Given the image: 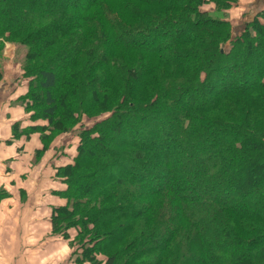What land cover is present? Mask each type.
Segmentation results:
<instances>
[{
	"label": "trees",
	"instance_id": "16d2710c",
	"mask_svg": "<svg viewBox=\"0 0 264 264\" xmlns=\"http://www.w3.org/2000/svg\"><path fill=\"white\" fill-rule=\"evenodd\" d=\"M235 2L0 0V37L28 45L36 80L13 137L40 132L39 160L55 136L43 130L107 114L56 169L52 230L74 262L264 264V63L250 64L264 60V10L232 37L202 7ZM108 128L120 143L107 147Z\"/></svg>",
	"mask_w": 264,
	"mask_h": 264
},
{
	"label": "crops",
	"instance_id": "0c3cea01",
	"mask_svg": "<svg viewBox=\"0 0 264 264\" xmlns=\"http://www.w3.org/2000/svg\"><path fill=\"white\" fill-rule=\"evenodd\" d=\"M258 1L236 0L226 20L242 27L252 9L254 14L264 10V0ZM4 88L0 87V264H86L74 262L68 241L52 230V208L64 202L60 193L66 188L56 169L70 161L66 157L57 163L53 154L50 157L54 145L37 160L35 153L42 145L38 133L13 137L14 123L21 131L31 122L17 104L19 91L13 95Z\"/></svg>",
	"mask_w": 264,
	"mask_h": 264
},
{
	"label": "rangeland",
	"instance_id": "374dc122",
	"mask_svg": "<svg viewBox=\"0 0 264 264\" xmlns=\"http://www.w3.org/2000/svg\"><path fill=\"white\" fill-rule=\"evenodd\" d=\"M58 3H56L57 6H53L55 8H58L54 11H60L63 5L67 7H75L79 4L75 3V0H57ZM263 0H259L258 3L261 4ZM207 5V4H205ZM208 6V5H207ZM207 6H202L204 9H208ZM40 9L46 10V8L42 5L39 6ZM210 7V6H209ZM255 7H257L255 5ZM78 8V7H77ZM213 8V7H212ZM255 9H252L249 13L248 16L245 20L250 19V17L254 14L253 12ZM227 11L224 10H215L213 11L209 10V15L213 18H218V19H226L227 16ZM66 19V18H65ZM241 25L233 26L231 35L238 32L240 29ZM113 37L108 38L107 40L110 42L112 41ZM28 45L22 43V41H12V40H7L4 39L3 37H0V87H5V93H11L15 92L16 90L19 91L20 95L17 98V104H19L24 111L26 112V105H24V102L21 101L19 98L24 95L25 92L29 89V87L32 85H35L36 80L34 79L33 75H31L30 71L27 70L28 64L26 63V53L28 49ZM66 54H63L61 58L57 61H55V66L53 65L52 69L54 71H57L58 69H61L64 65V60H65ZM254 62H259V64L262 62L264 63V60L262 58H257V59H252L250 60V64ZM30 73V74H29ZM55 93V92H53ZM23 94V95H22ZM14 95V94H13ZM22 95V96H21ZM35 103H33L31 106L33 107ZM34 110V109H33ZM107 114H97V115H81L78 119V123L71 129V131L68 132H59L56 133L55 130H43L42 134H46L49 132L50 135H54V138H50L49 140V146L48 148H51L53 145L52 151L49 154H53L55 160L57 163H62L66 157L69 161H71L74 156L76 155V148L78 145V142L80 141V132L83 130H88L93 128V126L101 121L103 118L106 117ZM107 137L109 141L107 142V147L111 146V144H118L122 140L123 136H115L113 132H111L110 128L107 129L106 131ZM39 137H40V132H38ZM47 140V139H46ZM154 145L156 143H153ZM55 151V154L53 153ZM200 156H203L199 151L197 152ZM198 154L194 156V159H192V163L194 161H197ZM161 155V154H160ZM40 159V158H39ZM35 160V159H34ZM133 167H131V171H133ZM135 170V169H134ZM120 171V167H114L110 169L107 174H115L117 175L118 172ZM156 173L154 174V176ZM161 176V175H160ZM157 177V175L155 176ZM152 182L153 181V176L150 175L149 178ZM215 195L220 196V193L216 191V189L213 191ZM251 207V206H250ZM156 239V238H154Z\"/></svg>",
	"mask_w": 264,
	"mask_h": 264
}]
</instances>
